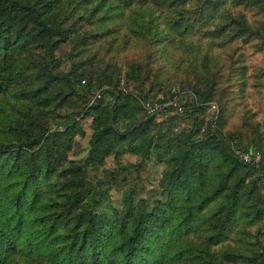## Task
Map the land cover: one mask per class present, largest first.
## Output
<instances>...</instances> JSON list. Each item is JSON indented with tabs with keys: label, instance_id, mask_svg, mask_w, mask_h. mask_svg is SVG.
<instances>
[{
	"label": "trees",
	"instance_id": "1",
	"mask_svg": "<svg viewBox=\"0 0 264 264\" xmlns=\"http://www.w3.org/2000/svg\"><path fill=\"white\" fill-rule=\"evenodd\" d=\"M64 45L70 57L113 53L123 68L114 76L92 55L63 70ZM161 59L192 95L159 121L137 117L139 98L178 94L156 88ZM229 81L240 93L264 86V0H0V264H264V136L220 132ZM217 95L212 123L202 113ZM85 116L86 148L69 158ZM182 118L190 126L173 133ZM235 148L260 158L244 163ZM122 152L137 163L120 166ZM151 160L158 186L138 197Z\"/></svg>",
	"mask_w": 264,
	"mask_h": 264
},
{
	"label": "rangeland",
	"instance_id": "2",
	"mask_svg": "<svg viewBox=\"0 0 264 264\" xmlns=\"http://www.w3.org/2000/svg\"><path fill=\"white\" fill-rule=\"evenodd\" d=\"M70 45H64L62 50L57 52V55H59L61 60V69L66 70L68 69L69 65L72 64V61H76V59H87L90 56L93 55V64L99 68L100 70H107L108 72L113 71V75L119 74L118 70L119 67L123 68L121 66V62L115 59H112L116 56H114L113 53L109 54H102L101 49L98 50V52H95L94 55V48L87 51L86 53L81 54V56L78 57H70ZM111 58V59H110ZM109 59V60H108ZM110 62L109 66H106V63ZM158 66H160V75L161 78H159L158 84H156V88L161 89V93H169V91L174 90L177 91L179 94L180 100L183 102L188 99L189 94L192 95L190 92V89L188 86L184 85L186 84V81H180L183 79V70L181 67L178 68L174 63H168L167 60L161 59ZM120 68V70H121ZM123 72V71H122ZM124 73V72H123ZM123 73H121V79L124 88L127 91H132L134 88H136V85L131 81H125L123 77ZM185 75V74H184ZM232 81H229L227 84L226 92L229 95V101L226 102V108L224 110L225 113V120L224 124L219 128L220 132L222 134L224 133H231L233 136L236 135L238 137H241V141L245 143V141H254L260 133L264 136V86H257L256 87H246L245 91L243 93L238 92L237 89H234L230 87L229 84H231ZM264 83V82H263ZM122 85V83L120 84ZM149 88V81L144 83V89L147 90ZM96 90V88L94 89ZM168 95V94H167ZM220 95H217L212 102H214L217 105V110L220 108V104L222 105L224 102L223 100H220ZM139 104V101H138ZM140 109V110H139ZM137 117H140V114L143 112V110L140 107ZM211 115L210 110L205 108V111L202 113V116L205 118H208ZM168 116V115H167ZM163 118L162 114L156 115L155 119L157 121L161 120ZM90 117L85 116L79 120V125L82 130V135L75 137V146L68 154L69 158H76L78 156H72L73 152L80 151V156L84 153L83 149L86 148L87 140L90 134ZM190 126V122L186 119H175L172 122L171 131L173 133H178L180 131H183L184 129H187ZM256 129H258L256 131ZM260 131V133L258 132ZM257 141V139L255 140ZM231 143V142H230ZM235 146L232 145V148ZM252 148H255V146H252ZM260 158L259 152L255 153ZM259 160V159H258ZM138 159L137 156L131 155L125 152H122V154L119 156V162L118 164L120 166H128L131 164L137 163ZM112 167H115V162L112 158V156H109L106 158L104 163V168L110 169ZM162 170L161 165H156L151 161L147 162L144 167L140 168L138 170V186L142 185L144 187V190L138 194V197H144L148 194H152L155 192L158 183L157 179L159 177V174ZM98 174V172H97ZM128 179H134L136 174L133 171H130L125 174ZM121 176V175H120ZM119 176V177H120ZM120 197V192L117 190L116 187L112 188L109 191V198L111 200L112 204H117ZM255 205H257L259 213L261 215L260 219H258L257 227L261 228V233L259 235V241L264 244V183L262 184V187H259V193L258 197L255 200ZM255 226L251 228L253 230Z\"/></svg>",
	"mask_w": 264,
	"mask_h": 264
},
{
	"label": "built area",
	"instance_id": "3",
	"mask_svg": "<svg viewBox=\"0 0 264 264\" xmlns=\"http://www.w3.org/2000/svg\"><path fill=\"white\" fill-rule=\"evenodd\" d=\"M81 84L84 83V80L80 81ZM100 97V90L96 89L89 100L88 105H90L94 100L98 99ZM178 99H179V94H174L171 99L165 101V102H158V101H153V100H148V99H143L139 98V104L141 109L145 114L148 115H159L162 112H164L169 106H177L178 107ZM206 108L210 110L211 115L208 117L212 123L216 120L217 116V105L210 101L207 103ZM180 108L178 107V110ZM233 154L236 158L241 160L244 163H255L258 161L259 157L257 154L250 153L246 150L240 149V148H235L233 149Z\"/></svg>",
	"mask_w": 264,
	"mask_h": 264
}]
</instances>
